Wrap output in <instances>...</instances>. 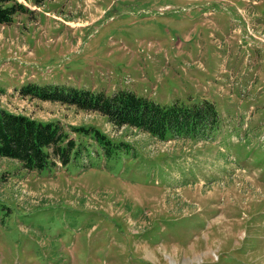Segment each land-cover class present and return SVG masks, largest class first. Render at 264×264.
I'll list each match as a JSON object with an SVG mask.
<instances>
[{"label": "rangeland", "instance_id": "rangeland-1", "mask_svg": "<svg viewBox=\"0 0 264 264\" xmlns=\"http://www.w3.org/2000/svg\"><path fill=\"white\" fill-rule=\"evenodd\" d=\"M12 2L24 10L0 24V108L127 146L103 157L84 137L75 162L39 171L0 158V264H264V0ZM27 82L207 100L218 128L157 139L17 96Z\"/></svg>", "mask_w": 264, "mask_h": 264}, {"label": "trees", "instance_id": "trees-1", "mask_svg": "<svg viewBox=\"0 0 264 264\" xmlns=\"http://www.w3.org/2000/svg\"><path fill=\"white\" fill-rule=\"evenodd\" d=\"M5 1L8 0H0V24L10 23L16 11L24 10L20 3L6 4ZM18 93L42 101L71 105L86 112L93 111L114 126L133 127L157 139L206 138L218 124L214 105L207 100L158 104L125 89L107 94L74 86L35 82L19 86ZM67 128L56 119L42 121L0 108V157L15 160L25 170L39 171L49 164L54 165L55 160L61 166L75 162L81 152L86 151V143L80 140L84 137L95 142L105 157L127 146L121 141H112L90 124L68 125ZM71 133L78 135L79 141Z\"/></svg>", "mask_w": 264, "mask_h": 264}]
</instances>
